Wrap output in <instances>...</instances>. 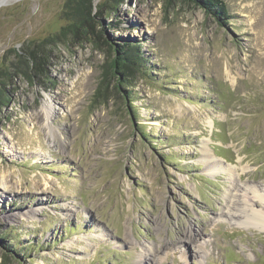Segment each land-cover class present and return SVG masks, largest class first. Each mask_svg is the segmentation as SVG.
<instances>
[{
    "label": "rangeland",
    "instance_id": "obj_1",
    "mask_svg": "<svg viewBox=\"0 0 264 264\" xmlns=\"http://www.w3.org/2000/svg\"><path fill=\"white\" fill-rule=\"evenodd\" d=\"M69 1H0V69L48 55L0 106V264H264L244 214H264V0H222L226 24L183 0H94L93 30L57 39ZM111 46L140 64L105 78Z\"/></svg>",
    "mask_w": 264,
    "mask_h": 264
},
{
    "label": "trees",
    "instance_id": "obj_2",
    "mask_svg": "<svg viewBox=\"0 0 264 264\" xmlns=\"http://www.w3.org/2000/svg\"><path fill=\"white\" fill-rule=\"evenodd\" d=\"M194 7H200L208 14H212L225 24L229 19L228 9L222 0H183ZM71 16L68 25L63 27L56 36L60 39L62 35L73 34L79 35L81 33L87 35L88 29L93 30L94 19L93 3L94 0H70ZM109 7L119 6L122 0H107ZM113 59L108 64L105 70L104 77L121 76V72L126 69L128 62L135 60L140 64L141 56L139 50L134 46H111ZM14 59L9 66L0 69V106L7 107L10 103L8 86L10 82L18 78H23L30 83H33L32 75H45L46 64L48 63L47 46L43 41L34 49H29L27 52L14 53ZM138 61V62H137ZM102 89H100L101 93Z\"/></svg>",
    "mask_w": 264,
    "mask_h": 264
},
{
    "label": "bare ground",
    "instance_id": "obj_3",
    "mask_svg": "<svg viewBox=\"0 0 264 264\" xmlns=\"http://www.w3.org/2000/svg\"><path fill=\"white\" fill-rule=\"evenodd\" d=\"M2 1V0H0ZM4 1V0H3ZM52 106L50 103H45L43 106V113L42 116L45 119L46 125L49 126V121L51 119V114H52ZM206 156L204 157L207 163V168L210 172L215 171L216 167H218V163L216 161H214L212 158H210L207 154H205ZM220 164V163H219ZM223 168V167H222ZM225 169V168H224ZM213 170V171H211ZM219 170V168H218ZM227 170V169H225ZM225 170L222 171L225 173ZM231 172V176H233L232 171ZM212 174V173H211ZM216 174V173H215ZM257 199L262 200L263 196H260L259 194L255 196ZM230 211V210H229ZM238 213V211H237ZM231 214V213H230ZM233 214V213H232ZM244 214H246V220L245 223L248 225H255L256 227L259 228V230L264 231V214L258 211H252V214H248V212L244 209ZM240 216V215H239ZM157 248H151V250H149L148 252H145V254L143 255L145 260L148 261H153V258H155L154 253L156 252Z\"/></svg>",
    "mask_w": 264,
    "mask_h": 264
}]
</instances>
